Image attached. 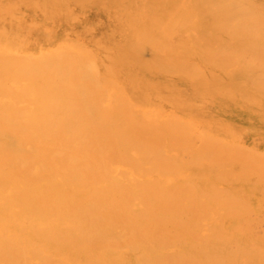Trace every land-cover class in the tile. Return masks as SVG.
I'll list each match as a JSON object with an SVG mask.
<instances>
[{
  "label": "bare ground",
  "instance_id": "1",
  "mask_svg": "<svg viewBox=\"0 0 264 264\" xmlns=\"http://www.w3.org/2000/svg\"><path fill=\"white\" fill-rule=\"evenodd\" d=\"M134 2L135 0H128L129 5ZM150 2L152 3L151 0ZM168 2L169 4L172 2L173 5L184 2L185 6L195 9L199 16V23L196 24L199 26L198 31L200 32L197 34L195 32L190 37L191 47H188L187 50L190 52L189 55L183 49L185 52H182V50L181 52L185 53V56L181 59L178 58V60L162 55V51L155 47L152 31L150 32V29L145 31L144 27L137 26L133 22V44H129L130 47L132 46V48H129L140 60L139 63L146 69L154 71V73L157 71L170 72L172 74L177 73V75H188L191 78L206 77L209 76L207 74H211V80L207 83L209 86L212 85L211 92H216V86H219L224 80L220 81L221 79L215 77L216 74L213 71L209 73L202 72L200 63L202 65L207 64L210 67L217 68L218 71H222L227 78L232 80V84H237L238 87L236 88L238 90L251 98L259 99L264 107V0H168ZM156 4L159 7L161 6V2ZM150 5L148 2L146 9H144L145 13L141 22L139 21L141 26L143 23L148 26L151 23L156 24L157 18L148 15ZM148 17L150 18L148 19ZM173 18L174 16L169 17V20L173 21ZM169 20L166 19V23L170 24ZM62 42L61 40V44ZM186 42L188 43V41ZM142 50L148 51L149 56L147 58L141 55ZM46 53L44 57H42L43 55L41 57L38 55L20 57L12 53L0 56V204L6 202L4 201V195L8 192H14L22 188L17 193L14 192L18 202L16 203L17 207L13 208L16 211L15 215L10 210L12 215L20 221L22 218L30 222H37L36 220L39 219L51 225L50 230H44V228L39 230L40 227L37 229L30 224V234H32L30 236L39 239L40 249L28 248V238L26 241L22 236L25 234V230L20 228L24 226L18 227V230L13 229L12 239L7 240L0 237V264H57L58 259H56L58 260L56 262L54 258L43 256L46 249H51L53 252L57 251V253L63 249L70 250L72 253L75 251L79 253L83 250V253L87 250L98 253L101 249L116 250V248L123 246L130 247L135 251L145 248L149 249L153 256L156 254L154 258H150V261L142 257L140 261L143 264H223L222 259L219 260L211 255L213 253H209L210 248L214 249L210 247L207 250V244L203 243L205 236L196 233L194 228H197V221L200 223L198 216L201 214V210L208 207L211 211L213 208L210 206L213 205V202L217 203L216 200L220 198H222V201L224 198L227 199L228 194V199H230L232 195L228 193L229 191L227 192V187L222 191V188L219 190L214 186L216 183L210 184V190L212 187L216 189L210 191L216 194L213 198L210 197L213 200L212 202L204 188L200 191L197 186L199 182L194 184L199 188L198 191H200L202 199L203 197L207 198L212 202V205H208L205 203L207 201L204 202L203 200V203H201V198L196 197L198 191H195L192 187L185 185H179V188L172 187L171 192L167 193L166 190L165 192L168 196L169 194L170 196L174 195L175 202L171 201L173 206L169 204L167 199V201H164L165 199L159 191L162 189H159V186L156 185L153 187L151 183H141L146 190L149 189L150 191L149 195L143 197L135 195L133 190L120 187L113 180V173H115L113 167L116 163H121V165L129 167L128 169L140 167L141 172H147L148 170L142 167L148 164L149 167L158 169L161 173L165 171L173 174L174 172L178 173L177 171L182 164L187 162L188 165L209 170L215 179L223 183L228 178L229 181H232L230 178L233 181L238 178L242 184H244L243 181L258 179L259 183V180L264 179V153L259 154L252 151V149L242 147H231L220 140H215V137L214 140L209 138L210 136L197 138L199 139V145L196 146L197 144L195 145V141H193L196 138L194 131L197 133L200 131H193V128H189L190 126L188 127V124L183 123L182 120L180 123H166L160 122V118V121H158L150 115L154 120H148V115L146 116L147 119L145 116V118L140 117L139 115L142 114L137 112L139 109L130 104L128 98H125L124 95L122 97L124 96L125 99L120 98L119 100L110 97L111 93H108L109 89L106 84L112 86L111 82L114 80L107 81L106 77L108 76L105 72L110 75L113 68L111 65H107L104 71L97 69L94 60L95 53L86 45L70 44L63 50H54L49 55H46ZM223 83L222 85H224ZM229 84L226 85L229 86ZM37 85H39V88ZM114 85L118 86V84ZM26 105L35 107L34 112L27 113L26 107L28 106ZM249 112L251 111L249 110ZM253 112L255 113L254 110ZM262 112L264 113L263 110L261 114ZM128 149L134 154L137 153L139 160L134 159V156L133 158H124V156H127L124 152ZM168 151L173 154H167ZM183 155H186L185 159L187 157L189 162L185 159V162H181L180 159ZM125 159L127 160L123 161ZM136 170L138 171V169ZM158 171L154 172L158 174ZM119 172H122V170ZM121 176L116 177L121 178ZM178 176L181 175L178 173ZM55 177L60 178L59 185H54L53 179ZM184 183L186 184L187 181ZM189 183L186 185H190ZM42 185L45 187L42 188ZM248 185L252 186L251 184ZM143 187L140 186L139 188L143 189ZM167 188L168 186L165 187V189ZM262 189L260 193L264 194ZM162 191L164 192V190ZM174 192L176 194L177 192L178 194L184 192L183 194L189 195L187 197L183 195L181 200H177L179 195L177 194L176 199ZM223 192L226 197L224 195L220 197ZM258 195L257 199H259ZM135 198L142 200L148 210L147 213L145 212L146 214H139L140 212L136 211L138 216H131L132 214L129 213L131 212L130 205H132L131 201ZM184 198L193 201V203L191 202V205L185 207L183 204ZM231 199L229 202L233 201V204L237 205L240 200V205L241 203L243 206L245 205L239 198L235 200L231 197ZM13 200L10 202H13ZM178 201H181L183 205L176 206ZM252 202L254 204L255 201ZM220 203L219 201L218 204ZM231 206L229 204V207ZM252 206L251 211H254ZM247 207H249L248 204ZM182 208H187L188 212L186 209V212H184ZM216 212H219V210ZM232 212H230L231 215L235 214L233 217H236L237 212ZM254 213L255 211L252 214L254 215ZM182 214H188L190 217L185 215L186 219L181 220L180 216ZM242 214L244 217V213ZM17 215L19 217H16ZM133 215L136 216L135 213ZM2 217L4 218V216ZM254 218L252 221L246 222L244 217L245 222L236 226L239 228V232L251 234L250 232L254 227L257 229V219L254 220ZM35 222L31 223L35 225ZM7 223H9L8 220ZM68 223L70 229L64 228L63 226H68ZM198 225H202V223ZM2 227L0 226V229ZM221 229L223 230V228ZM207 230L210 231L209 228ZM235 230L237 232V228ZM212 231L210 232L212 233ZM254 237L258 238L257 235ZM254 237H251V239L253 240ZM260 237L257 243L261 239H263L262 242L264 241V235ZM7 238L11 237L7 236ZM37 238L36 240H38ZM209 238L212 237L209 236ZM251 239L250 241H252ZM239 243L237 242L239 246L236 245L239 252L237 251V253L236 249H233L236 252L234 254H237V256H233L240 257V253L244 259L246 255L248 256L251 247L248 248L249 250L243 249L240 246L242 242ZM221 244L224 243L221 241ZM252 247L257 248L256 245ZM257 250L255 253H257ZM72 253L69 258H71ZM66 254L68 253L66 252ZM228 254L231 256L230 253ZM227 255L225 254V256ZM86 257H88V254ZM110 257H112L111 254ZM256 257H260L259 260L261 258L264 260V255H257ZM95 260H98V258ZM100 261L102 262V260ZM260 261L261 264H264L262 260ZM142 263L140 262V264Z\"/></svg>",
  "mask_w": 264,
  "mask_h": 264
},
{
  "label": "rangeland",
  "instance_id": "2",
  "mask_svg": "<svg viewBox=\"0 0 264 264\" xmlns=\"http://www.w3.org/2000/svg\"><path fill=\"white\" fill-rule=\"evenodd\" d=\"M151 1L152 3L150 2V0H135V2L132 5H129L128 0H120V1L119 0H0V52H1L0 56H2V54L6 55V54L12 53L13 55L20 56V57L21 56L22 57L24 56L34 57L35 55H38L40 57L43 55L42 57H44L46 52H47L46 55H49L54 50H58V51L63 50L64 48L68 47L70 44L71 45H77V44L86 45L91 50H93L95 53L94 60H95V65H97V69L104 71L107 65H111L114 70V71L112 70V73H110L111 76L108 75L107 72H105V74L108 76L106 77V79H108L107 81L114 80L113 82L109 81L112 83L113 87L111 85L106 84V87H108L109 89L108 93L112 94V95L110 94V97L116 98L119 100L120 98H124L125 96V98H128L130 104H132L133 106L139 109V111L137 112L143 115L142 116L137 113L140 117L145 118L148 115V120H151L154 117L158 121H160L161 119L160 122H166V123H172V122L180 123L182 120L183 123L185 122V124H188V127L190 126L189 128H193L192 129L193 131L199 130L200 132H202V133L198 132L199 133L198 134L196 131H194L196 138L193 141H195L194 143L195 145L197 144L196 146L199 145V139L197 138L199 137L207 138L210 136L209 138L213 139L215 137L214 138L215 140H218V141L220 140L224 142L226 145L229 144L228 146H231V147L233 146L242 147V148L252 149V151L257 152L259 154H262V152L264 153V113L262 112L263 115L261 114V111L262 110L264 111V109H261V108H264L263 104L260 102L259 99L255 97L251 98L249 95H246L245 93L238 90L236 88L238 87L237 84L235 83H234L235 85L232 84V80L227 78L222 73V71L220 70L218 71L217 68L210 67L207 64L202 65V63H200V69L202 72L209 73L213 71L215 72L214 74H216L215 77H218V79H221L220 81L224 80L223 81L224 83L222 82L224 85H222V83L220 84L221 86L219 84H217L219 86L215 85L216 92H211L212 85L209 86L207 83L209 80H211L210 78L211 74H207L209 76H206V77H209L210 79L206 77H202V76L197 77V78L195 77L191 78L188 75H177V73L172 74L170 72L166 73V72L157 71L155 72L156 73L155 74L154 71L146 69L144 66H142L139 63L140 60L137 59L133 51L130 49L132 48V46L130 47V45L133 44L132 42L133 41L132 40V37H133V32H132L133 24L132 23L133 22L136 23L137 26L144 27L145 31L150 29L149 31L150 32L152 31L151 33L153 36V42L155 43V47L159 48L162 51L163 53L162 55H166L174 59H178V58L181 59L183 56H185L184 55L185 53H182V52L187 51L188 47H191L190 37H192L195 34V32L196 34L200 32L198 31L199 26H197L196 24L197 22L199 23V16L196 10L189 8L188 6H185L184 2L178 5H173L172 2H170L169 4L168 0H159L156 2L153 0ZM148 2L151 4L148 15H150L151 17L157 18L156 24L153 25L151 23L148 26L146 23H143V25L141 26L140 22L145 13L144 9H146ZM159 2H161L160 7L157 6L156 4ZM172 16H174L173 21H170L169 17H172ZM149 18L150 17H148V19ZM166 19L169 20L171 25L166 23ZM154 28L156 29V32ZM188 33L191 35H189ZM61 40L63 41L62 44H61ZM186 41H188V43ZM5 49L6 51H4ZM183 49L185 51H183ZM48 50H49V53H48ZM143 51L145 50H142L141 55L144 58H147L149 56L148 51L147 52L145 51L144 53ZM165 51H167L166 52L167 54L165 53ZM187 53L189 55L190 52L187 51ZM202 79L203 81H201ZM227 79L229 82L226 81ZM113 83L118 84V86L114 85ZM228 83H230L229 86L226 85ZM232 85H234L235 87ZM37 86L39 88V85ZM115 86L119 90L118 89L116 90ZM117 91L120 94H118ZM122 95L124 96L122 97ZM243 97H245L246 100ZM26 106L25 107L27 108L26 110L27 113L31 114L34 112L35 107L31 105H26ZM246 106L248 107V109ZM249 110L251 112H249ZM253 110L255 111V113L253 112ZM154 112L156 116L154 115ZM173 112L174 114L172 115ZM143 113L146 115H144ZM157 113L159 117H157L158 116ZM149 115L152 116V118ZM169 116L171 120L169 119ZM124 154L127 155L126 157L124 156V158H128V157L133 158L134 156V159L139 160L138 159L139 155L137 153L134 154V152L130 151L129 149L126 150ZM167 154L170 155L173 153L168 151ZM185 156L183 158L181 157L180 159L181 162H185L184 161ZM126 160L127 159L123 161H126ZM185 160L189 162L187 157ZM186 164H182L181 168L177 171L181 175V176H178V173H175V172H174L175 175L174 173L173 174L167 173L165 171H162L161 173L160 170L158 171V169H153V167L152 168L149 167L148 164H146V166L142 168H146V170L151 171L152 173L151 172L147 173L148 171L141 172L140 171L141 169H139L140 167L139 168L131 167L130 169H128L129 167L124 166L123 164L121 165V163L120 164L116 163L113 167V171L115 172L113 173V180L120 187L135 191V195H138L140 197H143L145 195L147 196L150 194L149 189L146 190V188H144L141 183H145V182L147 184L151 183L153 187L154 185H156L157 187L159 186V189L164 190V192L162 190H159L165 199L164 201L168 200L169 204L171 205H173L171 201L175 202L174 201L175 197H173L174 195L170 196L169 194V196L172 198L171 200V198L168 196L167 193H169L172 187L179 188L180 187L179 185L181 186L185 185V186L192 187L195 191H198L199 188L201 191L203 190L202 188H204L209 198L211 196L212 198L213 196H216L215 193L210 192L211 190L214 191L215 189V188L213 189L212 187V189L210 190L211 188L210 184L216 183L214 186L217 189L219 188V190L222 188V191L224 188L227 187L226 188L228 189L227 192L229 191L228 193H231L232 195L230 196L235 198V200L236 199L238 200V198L241 199V202H243L246 206L245 205L243 206L242 203H241L242 205L241 206L240 200L237 202V205L233 204L232 203L233 201L229 202V200H232V199L231 197L230 199H228L229 198L228 193H227L228 197H226V194H225L226 189L224 190L225 193L223 192V194H221L220 197H223L224 195V197H226L227 199L224 198L222 201V198L220 199L218 198L219 200H216L217 203H215V201L213 202L212 198H210V200L213 202V205H212V202H210L207 198L203 197L202 199V196H200V193H199L200 191H198V194L194 192V194H196V197L201 198V201H200L201 203H203L202 200L204 202L207 201L205 203H207L208 205L209 204L212 205L210 207H212L215 212V213L214 212L212 213V210H213L212 208H211L212 210L209 211L210 208L208 209V207H205L208 209L209 211L208 212L207 209L204 208L205 205L202 206L204 209L200 211L201 214H199L198 217L200 218V223H202V225H205V226L198 225L200 223L199 221H197V228L195 227L196 229L194 228V231L196 233L198 232L201 236H205L203 238L204 239L203 243L207 244V250L210 247H212L214 250L210 248L209 253L210 254L213 253L211 255L217 257L219 260L222 259L223 264H238V263L245 264L247 261L250 264H253V263L261 264L260 260H262L263 261L262 263H264L263 258L259 260L260 257H256L257 255H261V256L264 255L263 254L264 253V246H263L264 241L262 242L263 239H261V241L257 243L259 237L260 236L263 237L264 235L262 234L264 233L263 232L264 231V201H263L264 194L260 193L262 187H263L262 191L264 192V186H263L264 179H261V181L259 180V183H258V179L255 181L254 179H250L252 180V182L254 181L253 183L250 182V180L248 181L242 180L244 182V184H242L241 180L236 178L234 179L236 183L235 184L232 178H230L232 181H229L228 180L229 178H228V179H225V182L227 183L226 185L225 182L223 183L220 180L215 179V177L211 174L209 170L197 168L194 165H188L187 162ZM136 169H138V171ZM121 170L123 174L122 172H119ZM154 171H158V174ZM117 174L119 176L124 175L126 179L122 176L121 178H117L116 177L118 176ZM161 174L165 176H162ZM159 180L160 181L162 180V181L160 182ZM188 180L190 181V183ZM221 180L223 181V179ZM153 181L157 184H155ZM186 181L190 185H186L187 183L186 184L184 183ZM197 182L199 183L197 184ZM53 183L54 185H59L60 178L55 177L53 179ZM195 183L197 184L199 188L194 185ZM247 183L251 184L252 186L248 185ZM164 184L168 186L167 189H165V187L167 186H165ZM245 184L248 186H246ZM43 186L44 185H42L41 187L44 188L45 186L44 187ZM140 186L143 187L144 190L142 188H139ZM205 187L207 188V190L208 189L209 190L207 191ZM20 189L22 188H19L18 190L14 192L17 193V191H19ZM165 190L167 193L165 192ZM249 190H252V191H249ZM14 192H10V193L8 192L7 193L8 196H6L7 194L4 195V201L6 202L4 204H0V226H3L2 229H0V237L2 239H7V240L12 239L13 229L18 230V227L24 226L20 228L25 230L26 236L25 234L22 236H24V239L26 241L28 238V241H27L28 248L40 249V245H38L40 244V241L37 237L30 236L32 234H30L29 227L33 225V227L37 229L40 227L39 230H43V228L44 230L45 229L50 230L51 225L44 222V220L40 221L39 219L36 220L37 222L31 221L33 223L35 222V225H34L33 223H31L30 221L24 218H22L21 221L18 220V218H15V216H13L15 215V212H16L14 210L15 209L14 207L15 206L17 207L16 203L18 201L16 197L14 196L16 195V193ZM183 193L178 194L177 192V194L179 195V199H177V194L175 193L176 199L181 200L183 195L186 197L189 195V194L185 195ZM233 193H234V196H233ZM252 194H255L256 197L255 195L253 196ZM191 195L193 196V194ZM257 195L259 199H257ZM10 199L11 200L14 199L13 202H10L11 201ZM251 199L252 201L254 200L256 202V205H255V202L253 204V202L250 201ZM219 201L221 202L220 204H218ZM131 202H132V205H130L131 212L129 213L132 214V215L130 214L132 217L138 216V214L136 215V211H139L140 212L139 214H142L145 212L147 213L148 210L146 206L144 205V203L142 202V200L135 198V200H132ZM191 202L193 203V201H190L184 198L183 204L186 207V205H191L190 204ZM231 203H232V206H231ZM183 204H181V201H178L176 206L177 205L182 206ZM229 204L231 207H229ZM247 204L249 207H247ZM4 205H7V206H4ZM250 205L255 211L254 215L252 214L254 211H251L252 209ZM227 207L229 210L230 209L231 210L229 211ZM185 209L188 212L187 208H182L184 212H186ZM10 210L13 212V215ZM218 210L219 212H216ZM247 210L249 213L247 212ZM132 211L133 213H135L136 216L133 215ZM232 211H234L235 213L237 212L236 217H233L235 214L231 215V213H233ZM9 212L11 213V215ZM241 212L244 213V217H245L244 220L246 222L252 221L254 217L257 219V222H256L257 229H255L254 227L252 232H250L251 234H243L242 232H239V228L236 227L245 222L243 220L244 217L242 216L243 214ZM168 215H165V216H168ZM182 215L180 216L181 220L186 219L185 215L186 217L187 216L190 217L188 214H182ZM2 216H4L5 220ZM16 217H19V216L17 215ZM255 218L254 220H256ZM14 219L15 220L17 219V220L15 221ZM7 220L9 223H7ZM213 220L214 221L216 220V221L214 222ZM10 221L13 224L15 221V224L13 225ZM25 221L28 223H26ZM68 226L65 225L63 227L64 228L67 227V229H70L69 223H68ZM234 227L237 228V232L239 233L236 232L235 230L236 228ZM208 228L210 231L213 230L212 233L207 230ZM212 228H215V229H212ZM221 228H223V230ZM253 235L254 236L257 235L258 238L254 237ZM7 236L11 238H7ZM209 236L212 238H209ZM251 237H254L253 240L255 238L256 239L253 241ZM36 238L38 240H36ZM245 239H247V241H245ZM250 239L252 241H250ZM217 241L218 243H216ZM221 241L225 245L221 244ZM237 242L238 243L242 242L241 244L240 243L239 244L241 248L243 247V249L244 248L248 249L251 247L250 250L248 249L249 250L248 251L249 254L247 253L248 256L247 255L245 256V258L247 257L246 259H248L247 261L245 258L243 259V256H241L240 253H239L240 257H237L239 258L238 259L239 261L238 260L236 261L237 258L233 256V255L237 256V254H234V253H236L237 251L239 252V249L237 250V247H236V245L239 246ZM243 242L245 243L243 244ZM233 243L234 244L236 243V244L234 245ZM245 244H247L248 246ZM253 244L257 246L256 249L252 247L254 246ZM230 246L232 249L230 248ZM233 249H236V252H234ZM256 250H257V253H255ZM65 251L68 254H66ZM83 251H79V253L75 251L72 253V251L70 250L63 249V250H59V252L57 253V251L53 252V250L51 249L49 250L46 249L45 254L43 251L42 252L44 254L43 256L50 257L51 259L54 258L56 262L59 260L60 262H62L61 264H65V263L66 264H85V263L93 264V262L95 261H96L95 264H107V263L108 264H115V263L116 264H121V263L122 264H140V262L142 263V261H140L142 260V257L147 258L150 261V258H154L156 256V254L153 256L150 253L149 249L144 248V249H141L140 251H135L127 246L116 248V250L101 249L98 253L85 250L87 253L84 252L85 253L84 254ZM227 252L230 253L231 256H229ZM71 253H72V256L71 258H69V255H71ZM65 254L67 255V257ZM87 254H88V257H86ZM106 254L108 257L106 256ZM110 254L112 257H110ZM225 254L226 255L228 254V255L225 256ZM80 255L82 256L80 257ZM250 257H251V260H250ZM97 258L98 260H95ZM99 258L100 260H102V262L99 260ZM106 258H107V261H106ZM232 260L235 262H233ZM59 261L57 264H60ZM127 261L128 263H126Z\"/></svg>",
  "mask_w": 264,
  "mask_h": 264
}]
</instances>
